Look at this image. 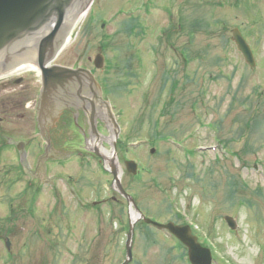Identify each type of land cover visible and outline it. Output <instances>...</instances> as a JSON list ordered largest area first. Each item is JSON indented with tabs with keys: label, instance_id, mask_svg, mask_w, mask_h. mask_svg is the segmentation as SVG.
<instances>
[{
	"label": "rangeland",
	"instance_id": "1",
	"mask_svg": "<svg viewBox=\"0 0 264 264\" xmlns=\"http://www.w3.org/2000/svg\"><path fill=\"white\" fill-rule=\"evenodd\" d=\"M235 28L254 67L232 40ZM55 63L97 73L120 126L110 118L97 132L116 150L123 186L144 216L192 225L214 264H264V0H94ZM19 76L37 90L38 73ZM2 81L10 109L35 94ZM0 118V264H121L130 209L93 154L100 150L90 138L68 141V157L48 162V176L67 179L82 203L62 180L39 189L23 175L2 133L19 137L31 126L22 128L27 121L11 110L0 109ZM39 142L30 160L42 153ZM123 159L139 164L136 177ZM133 242L131 264H191L183 245L143 221Z\"/></svg>",
	"mask_w": 264,
	"mask_h": 264
},
{
	"label": "water",
	"instance_id": "2",
	"mask_svg": "<svg viewBox=\"0 0 264 264\" xmlns=\"http://www.w3.org/2000/svg\"><path fill=\"white\" fill-rule=\"evenodd\" d=\"M91 2L92 0H0V73L10 68L8 62L21 65L30 60L33 61L42 76L41 112L47 108L48 114L54 111L55 106L64 100L63 97L69 96L71 88L85 90L90 87L95 95L101 91V87L89 69L51 65L71 38L72 31L82 16L72 37L78 31L87 13L84 12ZM232 34L245 61L251 67L254 66L255 59L252 49L240 30L233 29ZM94 64L97 68L103 67L104 56L101 53L96 55ZM33 67L25 64L18 69H32ZM72 82H76L77 85L74 87ZM52 115L56 114L52 113ZM92 128L93 132L97 133L94 124ZM112 141L115 148L116 138H113ZM95 152L101 156L97 150ZM154 152L155 149H151V153ZM117 164H113L110 169L114 177L113 185L115 190L128 201L130 209L129 231L126 235V259L121 264H129L133 261L135 226L140 220L157 229L167 230L178 238L187 247L188 258L192 264H213L211 249L200 244L190 225L183 226L172 222L160 223L144 216L135 199L123 187V169L118 158ZM125 165L129 173L137 174L138 164L136 162L126 161ZM224 219L231 229L237 228L234 218L225 216ZM7 245L9 246V241H7Z\"/></svg>",
	"mask_w": 264,
	"mask_h": 264
},
{
	"label": "flooded vegetation",
	"instance_id": "3",
	"mask_svg": "<svg viewBox=\"0 0 264 264\" xmlns=\"http://www.w3.org/2000/svg\"><path fill=\"white\" fill-rule=\"evenodd\" d=\"M8 65L14 66L15 64H13V62H8ZM90 70L94 74L97 82L101 84L95 70ZM23 72L26 71L10 73L0 80H3L2 82L5 80H11L16 83L24 82L23 89L25 90L30 83L29 81L26 83L27 77L18 75ZM16 74L18 76H16ZM72 83L74 87L77 85L76 82ZM36 84H38L37 90L30 85L32 93L35 92L33 97L29 94L30 96L21 102L22 104L19 106V109L14 108L17 110L10 109L12 106L10 100L6 101L0 96V102L2 103L0 109H4L5 111L11 110L23 117L27 122L22 128L27 125L31 126L28 132H25V134L21 133L22 135L19 137H14L7 131H3L2 136L5 137L7 143L12 145L13 149L17 152L19 167H21L24 173L23 175L33 181L37 179V188L40 189L48 186L56 187L58 181L62 180L67 194L81 202L82 195L80 191L76 187L70 186V182L67 179L62 177L59 178L56 175L48 176V162L52 163V161L56 160V162L62 163V161H64L63 158L66 156L65 153L69 148H64V146H66L64 144L65 142L86 138L87 143L89 138L90 141H92L91 138L101 136L100 133L97 132V135L93 132L92 125L94 124V129L97 131L98 128L101 127L100 121L104 122L105 125L109 122L111 116L108 105L105 104L107 100L103 98V93L102 96H100L99 92L95 95V92H93L90 87L86 90L71 88L69 96H64V100L58 103L54 111L48 114V108L45 109L44 112H41L40 109L41 80L38 79V83ZM17 94L19 95V92ZM104 109L107 111L108 118L103 116V112L105 113ZM52 113L56 115L54 116ZM0 122H2L1 118ZM37 140L41 141L42 153L36 155L34 160H30V157L33 155L31 151L35 146L40 144ZM80 149L77 148V152H79L78 150ZM3 150L4 149L0 148L1 152H3ZM123 160L125 161V159ZM31 185L28 184L27 187L31 189L32 192L34 189Z\"/></svg>",
	"mask_w": 264,
	"mask_h": 264
},
{
	"label": "bare ground",
	"instance_id": "4",
	"mask_svg": "<svg viewBox=\"0 0 264 264\" xmlns=\"http://www.w3.org/2000/svg\"><path fill=\"white\" fill-rule=\"evenodd\" d=\"M20 70H25V69H16V71H20ZM104 110H105V113L103 112V116L105 118H108L107 111H106V109H104ZM101 116H102V114H101ZM113 138H114V136H109V137H106L105 139H107L108 141H112ZM102 139H104V138H102L100 136L93 137L92 141H91L92 147L98 148L100 150V152L102 153V155H103V157H104V159L106 161V164L109 167H111L113 164H117V154H116L114 149L113 150H108V149L104 148L102 146V143H101ZM119 170H120V167H119ZM133 216L135 217L134 213H133Z\"/></svg>",
	"mask_w": 264,
	"mask_h": 264
},
{
	"label": "trees",
	"instance_id": "5",
	"mask_svg": "<svg viewBox=\"0 0 264 264\" xmlns=\"http://www.w3.org/2000/svg\"><path fill=\"white\" fill-rule=\"evenodd\" d=\"M143 224H145V223H143ZM180 244V243H179ZM181 245V244H180Z\"/></svg>",
	"mask_w": 264,
	"mask_h": 264
}]
</instances>
